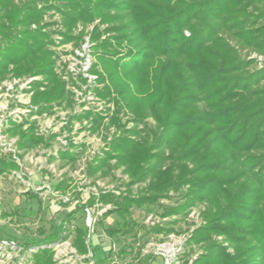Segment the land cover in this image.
Wrapping results in <instances>:
<instances>
[{
	"label": "trees",
	"instance_id": "16d2710c",
	"mask_svg": "<svg viewBox=\"0 0 264 264\" xmlns=\"http://www.w3.org/2000/svg\"><path fill=\"white\" fill-rule=\"evenodd\" d=\"M54 36L78 50L89 38L90 71L101 85L96 97L113 105L106 122L91 119L89 129L112 127L114 135L85 173L115 178L120 170L127 181L90 196L50 234L23 244L36 249L32 264H55L53 245L67 238L77 209L109 205L101 217L121 221L105 232L134 236L142 226L129 210L173 196L160 216L175 219L154 225L156 234H173V225L201 206L178 264H264V0H0V82L41 77L32 82L38 113L72 104L73 80L63 78L65 64L57 69ZM6 126L22 152L48 146L35 121ZM59 156L76 158L67 150ZM17 169L0 157V175ZM90 235L74 227L71 247L100 264Z\"/></svg>",
	"mask_w": 264,
	"mask_h": 264
},
{
	"label": "rangeland",
	"instance_id": "374dc122",
	"mask_svg": "<svg viewBox=\"0 0 264 264\" xmlns=\"http://www.w3.org/2000/svg\"><path fill=\"white\" fill-rule=\"evenodd\" d=\"M57 18L55 15L52 20ZM44 19L48 20L47 17ZM58 38L54 36L56 46L53 50L58 55L57 69L61 70L65 64L71 75L66 71L63 78L73 80V84L69 82L68 85L73 94L71 105H54L51 114L38 113L31 105L32 82L41 81V77L9 75L0 82V157L9 158L18 168L0 175V214H7L5 218L0 217V264H32L36 249H26L23 244L50 234L76 205L87 206L85 203L90 196L96 197L100 191L112 190L127 181L120 170L114 172L115 178L111 175L96 178L85 173L87 163L105 150L106 143L114 135L112 127H101L98 131L89 129L91 119L101 117L106 122L113 112V105L96 97L95 89L101 85L95 83L97 75L90 71L95 59L89 38L85 37L81 50L73 49L71 43L60 45ZM6 119H20L17 123L35 121V134L46 140L48 146L39 145L22 152L17 147V137L6 132ZM65 150L74 154L73 162L59 156ZM62 182L64 187L59 189ZM137 190L138 186L133 187V194ZM114 193L117 195L116 191ZM176 198L131 208L128 217L142 226L140 230H133L134 236L118 234L111 237L105 232L108 227L117 228L121 221L115 214L101 217L109 206L96 203L75 210L65 227L67 238L53 245L55 264H93L84 260L90 259L91 254L80 256L71 247L73 228H88V222L91 224L92 253L100 264H178L187 235L200 223L201 206L193 208L184 222L179 220L173 225V234L165 237L151 230L158 223L175 219L160 215ZM123 249L125 252L121 253ZM198 253L195 249L188 258Z\"/></svg>",
	"mask_w": 264,
	"mask_h": 264
},
{
	"label": "built area",
	"instance_id": "2783aa9c",
	"mask_svg": "<svg viewBox=\"0 0 264 264\" xmlns=\"http://www.w3.org/2000/svg\"><path fill=\"white\" fill-rule=\"evenodd\" d=\"M9 120L14 121V122H18L20 119H18V120H17V119H6V121H5V124H6V125H7V123H8ZM6 125H5V126H6ZM116 192H117V191H116ZM117 194H118V192H117ZM106 206H109V205H106ZM104 207H105V206H104ZM109 207H110V206H109ZM88 228H89V229H88V230H89V233H91V224H90V222H88ZM11 244H13V243L11 242Z\"/></svg>",
	"mask_w": 264,
	"mask_h": 264
}]
</instances>
